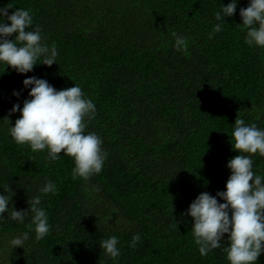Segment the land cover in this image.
<instances>
[{
	"label": "trees",
	"instance_id": "1",
	"mask_svg": "<svg viewBox=\"0 0 264 264\" xmlns=\"http://www.w3.org/2000/svg\"><path fill=\"white\" fill-rule=\"evenodd\" d=\"M229 2L0 0L9 14L30 10L42 42L58 53L51 67L41 56L25 74L0 63V192H13L9 211L28 209L40 196L51 225L36 240L32 213L21 224L6 212L0 264H230L227 234L221 248L201 256L193 219L183 215L201 192L226 190L227 162L239 154L231 143L236 118L264 129V48L245 43L239 9L249 0L215 19ZM218 23L222 30L213 32ZM177 35L186 38V52L175 50ZM30 76L57 90L76 83L95 103L85 133L103 140L107 159L99 174L73 179L72 157L53 161L47 149L32 152L12 140L7 118L14 125L20 117L10 110L29 98L23 80ZM253 160L254 174L264 176V157ZM47 180L55 194L40 193ZM23 232L29 239L13 248L10 241ZM134 234L141 239L132 248ZM112 235L121 252L115 260L99 243ZM256 264H264V253Z\"/></svg>",
	"mask_w": 264,
	"mask_h": 264
},
{
	"label": "clouds",
	"instance_id": "2",
	"mask_svg": "<svg viewBox=\"0 0 264 264\" xmlns=\"http://www.w3.org/2000/svg\"><path fill=\"white\" fill-rule=\"evenodd\" d=\"M239 0H230L221 5L215 13V19L222 21L233 16L237 11ZM8 6L0 7V63L19 74L32 72L37 60L43 56V64L51 67L57 62V50L43 43L41 29L33 26L30 10L17 8L9 14ZM242 25L247 29L245 43L249 47L264 48V0H249L247 7L239 9ZM5 18L9 23L5 22ZM32 29V30H29ZM222 24L214 26L213 32H220ZM13 34H15L14 39ZM175 35V34H174ZM174 48L178 52L187 51V40L177 35ZM24 89H29L28 97L20 103L13 104L10 113L20 112V117L11 125L9 135L17 145L27 144L32 152L47 149L50 160H57L60 154L74 159L73 179L77 177L88 180L99 174L107 159V152L102 148L103 140L94 132L85 133L86 122L95 118L96 105L85 95L81 87L74 86L57 90L45 78L26 77ZM22 91V90H21ZM21 91H13L19 97ZM231 133L232 148L238 155L229 159L227 168L231 174L226 182V190L217 191L215 195L201 192L189 205L183 215L193 219L192 234L201 256L213 249L221 248L227 234V253L230 264H256L258 257L264 253V176L253 171V155L264 157V129L255 124H246L245 120L236 118ZM9 186L0 192V221L5 213L13 220L24 223L25 217L32 213L29 227L34 225L35 239H43L50 231L51 225L46 210L40 207V196L28 200V209L17 210L9 204L12 195H8ZM41 194H55L53 181L47 180L39 189ZM217 197L224 202H219ZM29 233L23 232L14 237L10 244L14 248L24 245ZM141 239L134 234L129 247L135 248ZM104 254L115 260L120 255L119 240L115 235L99 241Z\"/></svg>",
	"mask_w": 264,
	"mask_h": 264
}]
</instances>
